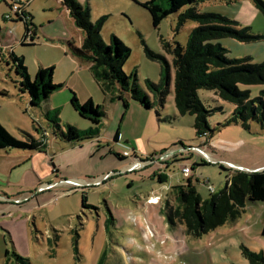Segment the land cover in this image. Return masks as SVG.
Returning <instances> with one entry per match:
<instances>
[{
    "label": "rangeland",
    "instance_id": "374dc122",
    "mask_svg": "<svg viewBox=\"0 0 264 264\" xmlns=\"http://www.w3.org/2000/svg\"><path fill=\"white\" fill-rule=\"evenodd\" d=\"M20 1L26 4L35 36L33 44L28 39L22 44L24 23L1 21L0 124L19 139L48 140L47 156L39 158L46 165L47 178L34 176L40 173L37 165L20 185L7 186L0 179V196L9 199L0 200V264H252L243 248L262 252L264 257L263 202L248 203L240 217L199 237L187 234L184 224L172 225L166 219V204L175 203L172 187L188 178L200 196L209 199L224 189L229 172L236 170L231 164L246 171L264 170L260 125L251 121L248 129L240 122L218 126L230 117L233 104L213 91H197L204 106L212 110L207 122L215 130L210 137L197 136L193 116L179 115L174 106L172 51L186 44L197 23L187 20L178 25L180 10L154 27L140 5L148 0H77L89 7L92 21L106 16L101 29L105 44L114 34L130 48L122 69L126 74L133 72L137 86L149 96L147 109L128 92L124 93L126 106L120 100L111 101L116 92L103 94L87 68L76 70L70 46L78 48L83 33L65 21L59 0ZM197 9L233 19L260 36L248 43L220 39L228 58L264 61V0H206ZM11 51L23 57L31 78L40 65H53L52 83L61 88L39 106H30L28 94L20 90ZM166 62L170 80L160 105L145 81L158 83ZM239 88L255 97L264 84H239ZM70 90L81 103L91 97L105 115L99 137L57 157L60 129L66 124L79 129L93 126L71 107ZM54 115L60 128L52 121ZM117 129L121 136L114 142ZM204 152H213L212 158ZM116 154L125 156V161L120 162ZM59 160L64 165L57 172ZM185 164L190 167L188 175L181 172ZM151 196H158L157 203L147 202Z\"/></svg>",
    "mask_w": 264,
    "mask_h": 264
},
{
    "label": "trees",
    "instance_id": "16d2710c",
    "mask_svg": "<svg viewBox=\"0 0 264 264\" xmlns=\"http://www.w3.org/2000/svg\"><path fill=\"white\" fill-rule=\"evenodd\" d=\"M204 1L206 0H148L140 3L148 11L154 27L170 14L180 10L182 12L178 14V25L187 20L197 23L190 31L186 44L178 45L172 51L174 106L179 115L193 116V126L197 136L210 137L215 130L210 129L207 122L212 110L207 109L197 95L200 89L210 90L234 106L230 117L219 124V127L240 122L248 129L250 122L254 121L264 129V88L255 97L250 96L248 89L239 88V84H264V61L254 63L250 57L228 58V50L219 42L220 39L231 38L248 43L260 36L254 35L249 27H240L233 19L218 13L199 11L197 5ZM224 1L230 3L233 0ZM60 2L68 10L75 26L83 33L82 43L79 48H72L73 53L90 62L89 69L103 94L110 90L116 92V96L111 97L110 100H120L126 106L124 93L128 92L133 100L149 109L151 107L149 96L137 86L135 74L133 72L126 74L122 69L130 56V48L114 34L110 35L108 44L101 39V29L106 16L92 21L88 6L80 4L77 0H60ZM163 2H166V5H163ZM16 3L22 4L20 0ZM2 20L4 18L0 16V22ZM18 21H22L25 25V35L21 42L23 44L26 41V32L32 25L30 16L24 8H21ZM32 34L28 40L29 44H33L35 36L33 30ZM10 55L15 72L21 81L20 90L28 94L30 106H39L47 101L55 90L61 88L62 85L52 83L53 65H40L31 78L24 66L23 57L15 55L12 51ZM23 78L26 81H23ZM169 80V63L166 62L161 68L158 83L145 81L152 92L154 102L163 104L164 96L168 92ZM69 102L78 115L93 126L79 129L74 125L66 124L64 129H60L61 141L74 143L97 137L105 115L102 106L94 105L91 98L81 103L73 90H70ZM46 116L50 118L49 111ZM52 121L57 128H60L57 115L52 117ZM118 134L117 129L113 136L114 140L117 139ZM42 140L30 136L27 140L19 139L0 124V149L41 150L45 147ZM116 156L121 159L119 154ZM172 188L175 203L166 204L167 221L172 225L177 222L184 224L187 234L199 237L240 217L248 203H264V170L251 172L236 170L230 173L224 189L214 193L209 199L200 196L191 178H188L186 183ZM261 234L264 236V222ZM242 252L250 263L264 264L262 252L254 253L246 248H243Z\"/></svg>",
    "mask_w": 264,
    "mask_h": 264
},
{
    "label": "crops",
    "instance_id": "0c3cea01",
    "mask_svg": "<svg viewBox=\"0 0 264 264\" xmlns=\"http://www.w3.org/2000/svg\"><path fill=\"white\" fill-rule=\"evenodd\" d=\"M60 1V0H59ZM61 3V2H60ZM10 5L7 0H0V16H3L5 13L9 12L10 10ZM26 11V4H23L22 5ZM63 7V6H62ZM64 8V7H63ZM26 13L28 14V12L26 11ZM63 15L65 17V21H67V23H70L72 25V27L78 29L74 22H73V19L70 17L69 15V12L66 8H64L63 10ZM29 15V14H28ZM30 16V15H29ZM6 21V20H4ZM17 21V20H16ZM8 22H11L13 23L14 21H8ZM7 22V23H8ZM30 22L32 23V20H31V17H30ZM10 24V23H9ZM11 25V24H10ZM0 27H1V31H2V26H1V22H0ZM30 29L34 31L35 33V28L33 26V24L30 26ZM80 30V29H78ZM0 31V33H1ZM81 31V30H80ZM82 32V31H81ZM24 38V36H23ZM22 38V39H23ZM82 40H83V35L80 34V43H79V47L82 43ZM78 47V48H79ZM70 48H74V47H71ZM12 50V48H11ZM14 53V51H12ZM73 58L76 60V70L79 72V71H82L83 68H87V70L90 71L89 67H90V62H87V61H83L81 60L80 58H77V56H73ZM91 72V71H90ZM92 75V74H91ZM93 77V76H92ZM95 81V80H94ZM97 84V83H96ZM98 85V84H97ZM91 98V97H89ZM88 98V99H89ZM120 132L117 136V139L114 141V142H119L120 140ZM99 137V135L97 136ZM96 138V137H94ZM89 141H91V139H85V140H80V141H77V142H74V143H66V142H60L61 144L60 145V153L57 155V157H60L61 154L65 151V150H69L70 148H75L79 145H84V143H88ZM45 144V147L41 150H21V149H13V148H5V149H0V179H3V181L7 184V186H10V185H20L21 182H24L22 180L23 176L27 174V172L29 171H32V170H35V167L37 168L39 165V171L40 173L36 174L34 172V176L37 178V179H46L47 178V172H46V165L45 163L43 162V160L39 161V158L41 157H45L47 156L46 153H48V150H49V145H48V140L44 142ZM213 152H211L210 154L207 153V152H204V154L207 156V157H211ZM121 156V159H119L120 162H123L125 161L126 157L119 154ZM56 156L54 158H57ZM38 159V160H37ZM53 159V158H52ZM50 159V161L52 160ZM37 161V162H36ZM39 163V164H38ZM57 163V162H56ZM63 161L62 160H59V163H57V172H58V168L59 166H63ZM233 166L236 167V170H238L237 168H240L241 170L243 171H246L244 170L242 167H237V165L235 164H231ZM54 167V166H53ZM223 168L225 170H228V168H225L223 166ZM234 170V171H236ZM233 171V172H234ZM255 171H261V170H255ZM15 172H18V173H15ZM182 172V171H181ZM247 172H251V171H247ZM230 173H232V171L229 172V175ZM185 175V174H184ZM34 179V177H33ZM32 181V180H31ZM73 181H76V182H79L78 179H73ZM81 182H84V180H80ZM180 184H183V183H180ZM43 185H46V183H44ZM6 196V195H5ZM149 198H156L157 200L159 199L158 196H151ZM148 198V199H149ZM148 199H147V202H148ZM0 200L1 201H5V200H9L8 197H4L3 195L0 196Z\"/></svg>",
    "mask_w": 264,
    "mask_h": 264
},
{
    "label": "built area",
    "instance_id": "2783aa9c",
    "mask_svg": "<svg viewBox=\"0 0 264 264\" xmlns=\"http://www.w3.org/2000/svg\"><path fill=\"white\" fill-rule=\"evenodd\" d=\"M16 1L17 0H15L11 5H10V10H9V12H7V13H5L4 15H3V18H4V20H6V21H11V19H14V20H17L18 21V16L21 14V8H24L22 5H23V3L21 4V5H19L18 3H16ZM31 35H32V30L30 29V27H29V30L26 32V38H25V40L27 41V39L29 40V37H31ZM23 40V39H22ZM11 50V49H10ZM41 139H43L42 140V142L44 143L45 142V140H44V138L42 137ZM126 154V153H125ZM181 171H182V173L183 174H185V175H188V174H190V167L188 166V165H183L182 167H181ZM211 191L212 192H214V189H213V187H211ZM156 199V198H155ZM153 199L152 198H149V200H148V202H151ZM157 200V199H156Z\"/></svg>",
    "mask_w": 264,
    "mask_h": 264
},
{
    "label": "bare ground",
    "instance_id": "6f19581e",
    "mask_svg": "<svg viewBox=\"0 0 264 264\" xmlns=\"http://www.w3.org/2000/svg\"><path fill=\"white\" fill-rule=\"evenodd\" d=\"M153 200L150 203H157V200L155 198H152ZM157 236V235H156Z\"/></svg>",
    "mask_w": 264,
    "mask_h": 264
}]
</instances>
